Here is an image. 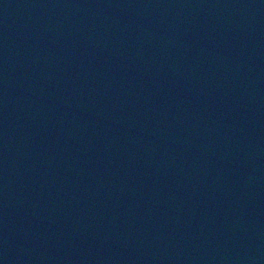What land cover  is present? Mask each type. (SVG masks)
I'll list each match as a JSON object with an SVG mask.
<instances>
[{
  "label": "water",
  "instance_id": "obj_1",
  "mask_svg": "<svg viewBox=\"0 0 264 264\" xmlns=\"http://www.w3.org/2000/svg\"><path fill=\"white\" fill-rule=\"evenodd\" d=\"M0 264H264V0H0Z\"/></svg>",
  "mask_w": 264,
  "mask_h": 264
}]
</instances>
